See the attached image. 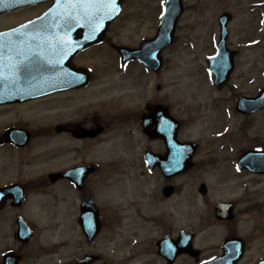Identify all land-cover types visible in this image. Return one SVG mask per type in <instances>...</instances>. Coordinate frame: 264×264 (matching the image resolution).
I'll list each match as a JSON object with an SVG mask.
<instances>
[{
  "label": "rangeland",
  "instance_id": "rangeland-1",
  "mask_svg": "<svg viewBox=\"0 0 264 264\" xmlns=\"http://www.w3.org/2000/svg\"><path fill=\"white\" fill-rule=\"evenodd\" d=\"M252 1L254 0H186L184 4L186 5L187 12L185 13V16L181 23V25H183L179 27V38H177L175 44L163 54L165 56L166 68L163 75H161L158 79L146 76L144 73V75L142 74V78L136 76L138 73L141 74V71L144 72V68L139 65V69L130 66L127 72L124 71L123 80H119V77L117 76L113 78V74H115L116 70V62L115 58L111 55L109 47H106L108 44L101 45L97 49L91 50L87 52V54L76 58L78 60L75 63L92 66L96 71L95 81L92 84V89L87 95H85L84 100L87 101L89 100V98L94 97L100 98L106 96L121 95L125 94L127 91L132 93L133 90H136V93H143V89H145V85L147 83L150 86H153V84H155L156 82L162 84V89L159 91L161 94H165L173 98L176 97L177 102H183V97L185 100L190 99L191 97H196L198 87L204 94L205 89H208V86L204 84L210 81V74H208L206 62L207 59L215 56L216 54V49L211 36L216 32V24L214 22V19L218 14L221 13V11L224 10L232 12L235 15L234 19H236V21L231 25L232 31L230 35V41L231 46L233 48H239L240 51V55L238 58L239 69L237 71V74L235 73L232 81H234L238 85L242 84L245 90L252 94L258 89L260 84L264 85L263 82L261 83L258 80V76L260 74V72H258V68L264 59V31L261 32L258 23L256 24V18L254 17V14L248 12L249 6ZM124 3L125 4L122 15L117 19L114 26L111 28L108 34V41L118 44L121 43V45L138 47L141 38L152 35L155 28L157 4L159 8L158 12L160 13V15H162V7L165 2H162V0H126ZM42 8H44L43 5L40 7H32L31 9L20 11L19 13H12L7 16H2L0 17V29L10 27V25L30 18L31 16L38 14L42 10ZM254 39H259L258 45L250 47L249 44H245L248 41H252ZM205 44H207L209 52ZM206 54L207 56L205 57ZM204 57L205 60L203 61ZM197 63H202V65L197 66L195 72H191L190 70H192ZM176 68H178V71L182 74L183 79L189 78L194 73V76L196 77V87L185 86L188 81L185 83L182 81H176V83L173 84L174 78H172L170 74L174 75V69ZM138 70H140V72H138ZM252 77L257 78V80L254 85L248 86L247 81ZM135 79L140 81L137 82L135 81ZM112 82L113 85H118L121 90L117 89L118 91H112ZM144 83L145 85L143 86ZM240 90H242V88ZM83 93H80L78 96H81ZM178 95H180L181 97L183 96L182 99L178 98ZM75 98L78 97H73L72 99ZM73 101L83 102L82 98H78L77 100ZM191 103L192 101L190 102V104ZM49 108L50 107L36 110L32 108L25 110H14L0 114V119H6V121H4L3 123L4 125H0V137L3 136L7 130L13 129L15 127L24 128L26 130L29 129V125L33 128L47 127L50 124V121H53L52 123H58L65 122L67 121L66 119L71 118H73L74 121L80 120L78 119L79 116H76L77 114L75 113H72L71 117L68 118L63 117L58 120H51L49 117H47ZM176 111L178 112L177 109ZM193 112L196 114V109H193ZM206 112H209V109L208 111L206 110ZM209 114H212L211 110L208 114L202 115L201 121H197L198 123L196 122V125L198 126L196 129L192 128V132H194L196 137L201 135V127L204 124L208 123L205 121L208 118ZM18 120L27 122L28 125ZM15 121H17L19 124H17V122ZM10 122H15V124H12ZM255 124L257 126L256 130L250 132L247 138L239 136L237 133L229 134L227 136L230 137V141L228 144L235 148L236 155L239 153V151L242 150V148L248 147L249 143L252 142L253 139L257 137H261L262 140L264 139V121H262L261 123V119H259L255 122ZM212 133L215 132H209V134ZM208 136L201 138L202 143L200 152L195 158V161L197 162L196 168L198 172H195L193 175H189V177H183V179L180 178L181 181H183V186L181 189L183 191L182 194L183 196L187 194L184 196L185 200H182L180 203L183 209H186L191 201H195V197L193 198V194L191 195L190 190L192 192L194 185L198 184L202 180H205L207 177L208 181L212 182L217 192L216 195L210 199V201L220 198L223 193H233L232 190L235 188L237 189V191H235V193L238 194L237 196H243L245 192L243 184L240 180V176H236L231 168V159L234 154L228 153L226 156H222L226 154L224 153V151L218 152V149H214V147H217L221 141L225 140L220 139L219 141H217L208 138ZM62 139L63 140L61 143L64 144L67 150H72L71 146L73 145L74 149L69 153V156H75L77 158V163H81L84 158H87V151L84 149L82 144H71L69 142V140L71 139L68 137H62ZM39 140L41 139H38L37 141L30 144L27 149L34 152L31 154V156L34 155L33 157H38L33 159L34 164L38 165L40 163H46L50 160L58 159L60 157L59 154L40 156L46 153L53 154L55 150L50 151L52 146L47 144L49 140L38 142ZM6 149L7 147H5L4 151ZM84 150L86 151V154L84 153ZM26 152L27 151H24L20 154L13 153V155H15L12 156L14 158L23 157L24 153ZM127 152L132 153L131 157L128 160H134L132 161L133 164H130V162L127 161L124 162V164L120 162L122 166H119L118 171L122 170L124 165L135 167L136 165H138L137 161L140 162L132 149L123 150V153ZM95 153V149L93 148L92 154ZM116 154L120 155L122 154V152L119 151ZM210 154L213 157H218V159L209 158L208 156ZM88 155H90V153ZM90 156L88 158H90ZM14 158H12L10 155H2L0 161V173H6V171L17 169V163H19L20 160ZM88 158L86 161H90ZM93 160L96 161V159ZM25 170L28 171V169ZM135 174H137V169L133 171V175ZM3 175H0V177ZM133 175L129 173L125 174V176H121L120 174L117 175L115 170H113V167L110 168L107 165L103 164L101 166V169L94 175L92 182V187L95 188L94 193L95 198L97 199V203L107 208L108 204H112V201L115 200L110 196L109 189L115 190L116 187L114 185H116L117 182L121 183V180L125 179L128 181V183L131 184ZM136 177H138V174L136 175ZM144 178H147V175L144 176ZM151 179L153 180L151 186L143 185L145 187H138L136 189V192H132L135 196L137 195L143 197L137 198L138 203L135 206H132V208H130V210L125 214L123 213V211L121 213L116 212L113 214L114 218H116L117 214H120L123 218L122 221L119 224H116L113 228L107 227L106 232L99 239L97 245H81L82 243L81 241H79V237L76 236V231H67L66 234L62 236L61 232L55 229L52 230L58 232V234L54 233L51 239H48V242L45 244L47 246H52L54 243L53 249H56L55 243H62L63 238L67 239L69 243L64 246L63 249L59 252V257L66 260H68L71 256L75 257L76 255L83 253L82 251L99 252L102 257H104V254L105 256L111 257L113 255H110L109 253L117 254L118 249H120L118 244H122V249L124 250L129 249L138 254L141 253V258H146L149 261H143L144 264H152L153 262H150V260L143 255L147 243L145 239L148 236L147 234H145L143 221L148 219L151 220V214H153V211L150 210L149 207L147 208L142 203H139V201L143 199L147 200V198L154 199L156 203L162 201L161 196L158 192V186H161L162 182L153 176L151 177ZM257 181L259 182L257 183ZM225 185L227 186V188L223 187ZM260 187L261 189L264 187V179L255 178L254 183L250 185L249 190H251L249 191V193H251V191L255 188ZM115 193L116 191L114 192L113 196L119 194L118 191L116 194ZM193 204L195 207L200 206L195 203ZM211 204V202L209 204L201 203L202 208H200V210H196L197 212L195 213L194 217L210 215ZM175 210L176 213H173L170 208L164 210L165 216H167L168 218L167 221L170 219H174L176 220V222H172V224L179 227H181V225L194 223L193 221L189 223L187 222V220L182 215L181 209L176 208ZM161 211L162 209L158 206V208L154 212L155 216H159ZM202 222L208 224L207 220L205 219L195 220V223ZM69 224L72 223L69 222ZM8 230L9 226H7V224H3V226L0 228V248L3 245L7 247L11 242L10 238L7 237L9 241L5 238ZM135 241L137 242L136 244H134ZM132 245L136 246L132 247ZM80 246H82V249H80ZM52 258L49 259V262H51V264H53L55 259ZM118 258H120V253L117 256V259ZM43 260V258L38 259L39 262H42ZM108 261L113 263L117 262L114 258L108 259Z\"/></svg>",
  "mask_w": 264,
  "mask_h": 264
},
{
  "label": "flooded vegetation",
  "instance_id": "flooded-vegetation-1",
  "mask_svg": "<svg viewBox=\"0 0 264 264\" xmlns=\"http://www.w3.org/2000/svg\"><path fill=\"white\" fill-rule=\"evenodd\" d=\"M132 62L137 63L135 61H131L130 63ZM221 90L223 91V89H219V91ZM23 105L25 104L14 106ZM161 107H168L166 96L161 97L158 92L146 95L142 94L138 96V99H133L132 101L103 104L102 109L107 113L105 119L98 120L96 116H92L90 119L86 118L76 123H68L65 126L61 125L58 127V130L54 127L52 133L56 136H70L76 142L90 143L91 140L99 139L108 132L116 131L123 136L124 140L129 141L125 147H140L139 155L137 156L140 161L144 162L147 152L160 156H163L165 153L166 141L152 135V133L154 134L158 131L162 123L161 117H163V113L162 109H160ZM255 115H251V117H255ZM251 117L240 116V122L237 125L240 133L248 132V124L253 119ZM262 119H264V113H261ZM166 123H168V120H166ZM79 128L86 131L97 129L100 131V134L96 137L83 138L82 136H85L87 133L82 131L77 134L80 135V138H76L74 130L79 131ZM91 135L94 134L92 133ZM187 140L179 138V141L183 143L187 142ZM30 142L31 140L20 149L10 143H5L3 146L9 145L20 151L25 149ZM249 144L251 146L247 147L246 150H264V142L260 144L258 140H255ZM81 166H90L92 168V171L82 174L81 190L74 188L72 182L73 173L56 176L65 171L81 168ZM98 167L94 163L82 162L78 165L59 166L39 173L6 172L4 175L2 174L3 176L0 177V189L7 186H18L16 189L12 188V191H21L23 193V202L17 206V202L13 200V193L0 197V201L4 202L3 207L0 209V228L3 224H7L9 230L5 238L8 241V238L11 239L8 247L3 245L0 248V264H3L5 254L10 252L15 256L18 264H31V260L36 255L35 240H39L46 235L43 234V231L52 228L57 229L61 223L63 224L67 219V215L63 213L64 211H73V215L70 218L73 220V227L79 231L80 239L83 241L82 230L78 226L80 207L83 201L87 199L96 202L93 195L95 188L92 187V182L94 174L99 170ZM235 170L240 171L246 180H252L255 176L264 178V175L251 173L245 169L240 170L235 168ZM150 171H152L151 174L156 179L162 182V185L158 186V192L162 201L170 205L171 210L182 207L180 204L182 200L179 196L182 183H176V180L187 177L192 172H198L197 169L193 168L178 178L168 179L159 172L157 167L152 168ZM137 174H139V177L145 176L142 168H137ZM137 174L133 175V183L136 181ZM200 182V184L205 185L206 195H198L197 198L200 203H212L210 215L202 217L186 216L184 218L188 223L191 221L194 223L181 225V227L172 224V222H176L174 219L167 221V216L165 219L153 217L146 231L148 236L145 239L147 243L143 255L150 262H153L152 264H258L264 260V227L260 226L258 222V215H264V200L256 195L252 196L249 190L244 187L245 192L242 197L236 196L234 192L223 193L220 198L210 201L216 193L214 185L206 179ZM133 185L136 187L135 184ZM168 186H172L173 191L171 195L166 196L163 194V190ZM223 202L233 204V213L223 216V218H218L213 213V208L215 205ZM62 204H66V206L63 207ZM193 209L194 204L190 203L184 210V215H191ZM62 210L64 211L60 214ZM19 219H22L31 227L33 235L28 241L24 239L26 236L24 231L17 232V222ZM202 219L207 220L208 224L204 222L195 223V220ZM109 224L110 221L108 220L102 223L101 229L103 230L106 226H110ZM62 232H65L64 228ZM181 232L190 234V237L180 239ZM20 238H23L24 241ZM97 239L98 237L95 238V244L98 241ZM225 243L229 245L226 247L228 258L225 262H217L224 257L223 248ZM86 254L90 253H82L81 257H84ZM76 259L72 262L65 261L64 264H76ZM44 264L50 263L45 262Z\"/></svg>",
  "mask_w": 264,
  "mask_h": 264
},
{
  "label": "water",
  "instance_id": "water-1",
  "mask_svg": "<svg viewBox=\"0 0 264 264\" xmlns=\"http://www.w3.org/2000/svg\"><path fill=\"white\" fill-rule=\"evenodd\" d=\"M116 11H117V7H116V4H115L114 8L111 7V14H112L113 17L116 15ZM43 22H45V23L51 22L50 17H47L45 20H43ZM34 28H35L34 25H32L30 27H27V28L22 29L21 31H19V33H14L13 34V39H27L28 38L29 31L32 30V29H34ZM63 29H70V27H67V26L64 25V28ZM101 35H102V33H99V37H96L94 31H92V30L89 31L88 30V31H86V39H84L81 44H83V47H84L87 44L89 45V44L97 43L98 41L101 40V37H102ZM10 38H11L10 35L5 36L4 38H1L0 39V42H4L3 41L4 39L10 40ZM55 66L56 67H60V60L55 61L53 67H55ZM32 71L33 72L35 71L36 72V75L39 76L38 70L36 68L32 69ZM14 97H16V96L15 95H13V96H10V95H3L2 96V95H0V103L3 100H5V99H13ZM17 97H20V96L18 95ZM87 226L88 225H84L85 228H87ZM91 231L92 230L85 229V232L87 233V235L89 237L92 236V234H91L92 232Z\"/></svg>",
  "mask_w": 264,
  "mask_h": 264
},
{
  "label": "bare ground",
  "instance_id": "bare-ground-1",
  "mask_svg": "<svg viewBox=\"0 0 264 264\" xmlns=\"http://www.w3.org/2000/svg\"><path fill=\"white\" fill-rule=\"evenodd\" d=\"M182 78V80H184L185 82L188 81V83L190 82V78H185L183 79L182 76H180ZM176 78V77H174ZM71 97L70 95H67V97L61 95V96H56L54 98H48L46 100H43V101H36L35 103H32V104H27L25 105V107H22V109L24 110L25 108H33V109H45L46 107L48 106H57V104H63L62 101H64L65 99ZM4 109H0V114L3 113ZM58 112V111H57ZM57 112H52L50 114H52L51 116H55V114ZM59 113V112H58ZM4 121H6V119H0V124H3ZM106 149V148H105ZM126 189L128 190L129 187L126 186ZM131 203V202H129Z\"/></svg>",
  "mask_w": 264,
  "mask_h": 264
},
{
  "label": "snow or ice",
  "instance_id": "snow-or-ice-1",
  "mask_svg": "<svg viewBox=\"0 0 264 264\" xmlns=\"http://www.w3.org/2000/svg\"><path fill=\"white\" fill-rule=\"evenodd\" d=\"M2 2V0H0ZM98 3L104 4L106 7L111 6L114 8L115 0H97ZM162 2H166V0H162ZM3 196V193H0V197Z\"/></svg>",
  "mask_w": 264,
  "mask_h": 264
}]
</instances>
